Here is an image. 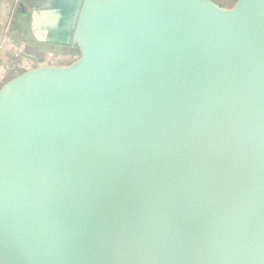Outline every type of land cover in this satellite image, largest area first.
I'll list each match as a JSON object with an SVG mask.
<instances>
[{"label":"water","instance_id":"obj_1","mask_svg":"<svg viewBox=\"0 0 264 264\" xmlns=\"http://www.w3.org/2000/svg\"><path fill=\"white\" fill-rule=\"evenodd\" d=\"M76 50L0 87V264H264V0H46Z\"/></svg>","mask_w":264,"mask_h":264},{"label":"crops","instance_id":"obj_2","mask_svg":"<svg viewBox=\"0 0 264 264\" xmlns=\"http://www.w3.org/2000/svg\"><path fill=\"white\" fill-rule=\"evenodd\" d=\"M45 1L0 0V87L31 69L69 65L78 56L74 49L44 41L48 18L40 13Z\"/></svg>","mask_w":264,"mask_h":264},{"label":"rangeland","instance_id":"obj_3","mask_svg":"<svg viewBox=\"0 0 264 264\" xmlns=\"http://www.w3.org/2000/svg\"><path fill=\"white\" fill-rule=\"evenodd\" d=\"M212 1H214L215 3L219 4L220 6H222L224 8H231L237 0H212ZM75 53H76V51H75ZM77 58H78V56L76 55V57H74L73 60H75V59L77 60Z\"/></svg>","mask_w":264,"mask_h":264},{"label":"built area","instance_id":"obj_4","mask_svg":"<svg viewBox=\"0 0 264 264\" xmlns=\"http://www.w3.org/2000/svg\"><path fill=\"white\" fill-rule=\"evenodd\" d=\"M1 49H2V47H1V44H0V52H1ZM73 57H71V59H72ZM73 61H76V59L75 60H73ZM49 63H51L50 61H49Z\"/></svg>","mask_w":264,"mask_h":264}]
</instances>
